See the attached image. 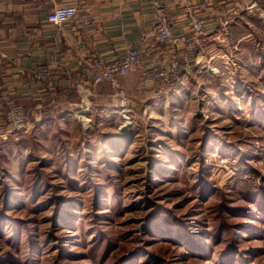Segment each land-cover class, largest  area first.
I'll list each match as a JSON object with an SVG mask.
<instances>
[{
	"label": "rangeland",
	"instance_id": "1",
	"mask_svg": "<svg viewBox=\"0 0 264 264\" xmlns=\"http://www.w3.org/2000/svg\"><path fill=\"white\" fill-rule=\"evenodd\" d=\"M230 9L0 141V264H219L230 233L264 264V0Z\"/></svg>",
	"mask_w": 264,
	"mask_h": 264
},
{
	"label": "crops",
	"instance_id": "2",
	"mask_svg": "<svg viewBox=\"0 0 264 264\" xmlns=\"http://www.w3.org/2000/svg\"><path fill=\"white\" fill-rule=\"evenodd\" d=\"M241 1L248 0H0V122L10 96L24 104L36 123L69 113L79 101L75 87L81 79L93 101L102 99L100 90L110 83L93 82L95 57L117 58L130 45L144 48L149 59L164 57L166 46L145 39L146 30L166 19L174 33L189 31L193 17L205 24ZM61 4L78 11L73 21L56 26L47 16ZM40 64L53 70L48 81L34 77Z\"/></svg>",
	"mask_w": 264,
	"mask_h": 264
},
{
	"label": "built area",
	"instance_id": "3",
	"mask_svg": "<svg viewBox=\"0 0 264 264\" xmlns=\"http://www.w3.org/2000/svg\"><path fill=\"white\" fill-rule=\"evenodd\" d=\"M77 8L66 4L56 6L47 16L49 23L62 26L67 22H71L76 18ZM193 31L204 29V21L199 17H195L192 21ZM191 36L189 31L185 30L181 33H174L170 25L163 20L159 25L148 29L144 32L145 39L152 40L159 44H172L177 47L186 43ZM189 43V42H188ZM189 48H193V44H188ZM179 58L174 59L172 62L178 63ZM143 62V49L140 46H128L123 53L117 58L106 59L103 57H95L90 65V69L93 72V82L95 84L103 83L105 81H117L118 76L127 75L140 71ZM161 65H153L148 68L149 73L155 78L167 77L172 69H176L177 64L168 65V67H160ZM53 76V70L50 66L40 64L34 73V77L39 81H48ZM87 86V87H86ZM86 87V88H84ZM4 88V85L0 86V90ZM80 88V89H79ZM78 91L82 96V103L78 107L83 108L81 111L83 114H88L91 107V88L88 87L84 79H81L78 84ZM15 96H10L8 99V107L6 111V118L0 122V141L8 140L12 136H28L31 137L36 122L33 121L25 106ZM127 119L129 117L126 116Z\"/></svg>",
	"mask_w": 264,
	"mask_h": 264
},
{
	"label": "trees",
	"instance_id": "4",
	"mask_svg": "<svg viewBox=\"0 0 264 264\" xmlns=\"http://www.w3.org/2000/svg\"><path fill=\"white\" fill-rule=\"evenodd\" d=\"M260 206L262 208H264V201H261ZM254 212L252 211H248L247 214L248 215H253ZM65 223L68 222L67 219L64 220ZM239 228H242V226H239ZM249 232H253L255 234H258V232L256 231V229L254 230L253 228H248L246 229ZM229 232H233L232 230H229ZM229 238L231 240V244H230V249L229 251L226 253V255L221 257V260L219 261V264H250L249 263V259L245 256L244 253H241L238 251L237 249V240L236 237H234L232 235V233L229 234ZM191 250L194 249L195 252L201 254V253H205L206 250L202 249L199 245H195L194 247H190ZM136 262L131 258V259H127L124 262L120 263V264H135Z\"/></svg>",
	"mask_w": 264,
	"mask_h": 264
},
{
	"label": "bare ground",
	"instance_id": "5",
	"mask_svg": "<svg viewBox=\"0 0 264 264\" xmlns=\"http://www.w3.org/2000/svg\"><path fill=\"white\" fill-rule=\"evenodd\" d=\"M88 119H86V122H87Z\"/></svg>",
	"mask_w": 264,
	"mask_h": 264
}]
</instances>
